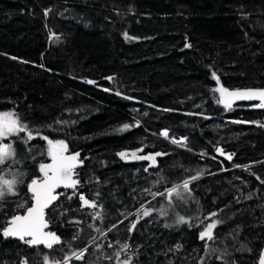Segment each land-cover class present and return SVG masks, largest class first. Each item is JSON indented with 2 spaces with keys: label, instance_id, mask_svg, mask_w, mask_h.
Listing matches in <instances>:
<instances>
[{
  "label": "trees",
  "instance_id": "1",
  "mask_svg": "<svg viewBox=\"0 0 264 264\" xmlns=\"http://www.w3.org/2000/svg\"><path fill=\"white\" fill-rule=\"evenodd\" d=\"M213 72L225 88L262 86L264 0H0V112L15 114L36 137L27 145L25 133L3 140L19 162L0 165V174L24 175L17 195L0 203V228L29 206L27 185L49 159L44 136L79 151V191L103 205L82 209L78 197H61L55 213L46 210L61 244L0 237V264L62 261L86 246L84 259L70 264H256L264 247V112L217 103ZM125 124L132 127L120 131ZM161 129L187 138L184 146ZM120 152L167 155L149 167ZM198 173L183 204L151 195ZM149 208L129 232L138 210ZM210 212L223 223L214 240H200ZM178 216L188 223L177 224Z\"/></svg>",
  "mask_w": 264,
  "mask_h": 264
},
{
  "label": "snow or ice",
  "instance_id": "2",
  "mask_svg": "<svg viewBox=\"0 0 264 264\" xmlns=\"http://www.w3.org/2000/svg\"><path fill=\"white\" fill-rule=\"evenodd\" d=\"M51 9L45 10V15H47ZM125 37L127 33H125ZM186 48L191 47L190 44H185ZM15 59V57H13ZM212 77L215 79L217 83V87L212 89L214 92L219 93V99L217 103L223 104L226 110L232 108V104L237 100H256L258 103L252 105L255 108L264 109V88H249V89H235L229 90L225 88L220 83V77L217 76L215 72L212 73ZM108 79H112L108 77ZM88 83H96L95 81H88ZM105 91H109V89H105ZM120 95V93H117ZM132 99L131 97H128ZM168 111V110H165ZM210 118V117H205ZM240 121H237L239 123ZM247 123V122H246ZM258 123V122H252ZM139 126V121L136 122V125ZM264 127V125H261ZM132 127V125H123L120 131H124ZM20 133H25V137L22 138V143L25 145L28 144L29 141L35 139L36 137L33 135V132L27 128V125L21 124V122L15 118V114L3 113L0 114V165L6 164L9 160H12L16 163L19 161L15 160V150L13 148L12 143H3L5 138L10 136L19 137ZM165 138L169 137V132L167 129L162 130L160 133ZM48 144L47 155L50 157V163H40L39 164V172L42 174L41 177H34L31 179L30 183H28L27 188L28 192L31 193L32 204L30 207H26L27 201L22 204H19L18 208H25L24 214H15L9 217L6 221L4 227L0 228V237L7 240L8 238L18 239L22 241L24 244L29 247L43 245L48 249H53L55 245L61 244V237L57 235L54 231H46L49 228L51 218H46V210H49L53 213L57 210V203L59 202L61 197L66 198L67 200H72L73 197H78L80 203V207L83 208H102L103 205L97 204L95 199L89 200L85 194L79 191V186L81 185L80 179L76 178L77 173L76 169L78 167H82L84 161L80 159V153H68V145L63 140L52 141L47 136L42 137ZM187 138L181 137L179 140L172 138V143L179 144L182 147L184 146V142ZM31 152V149H28ZM140 152L143 149L138 150ZM216 151L224 156L226 155L223 148H216ZM206 153H201V155H205ZM118 155L125 160L133 159V160H144L151 161L149 167L156 165V158L162 155H167V153H148L144 155H138L137 152H132L131 154L127 152H120ZM226 158L228 160H232V154H227ZM215 159V157H213ZM247 168L248 166H244ZM148 171L147 168L144 169ZM20 175H24L21 173ZM200 173L196 176H192L187 180H184L181 184L174 185L171 188L165 189V192H154L151 193L153 197L161 196L166 197L169 203L171 204L173 197H179L183 199L182 191L186 193H191L190 184L192 181L199 179ZM258 180L260 177H256ZM23 183L22 180H17L15 175H13L12 179L6 178L5 175L0 174V203L5 201V198L9 195H17L16 188L18 184ZM264 183V181H261ZM71 189V194L67 192H58L57 189ZM146 192H151L150 189H145ZM97 197L99 193L96 194ZM143 208V205H141ZM2 211V209H0ZM67 209L60 213V215H65L67 213ZM153 209L149 208L142 212V215L139 214L140 210H138V215L136 219L131 224V227L128 229L129 232L135 230L136 224L143 217H148L151 215ZM222 211V210H221ZM167 213L164 211H160V215L164 216ZM217 216L216 212H210L204 219L209 220L213 217ZM101 212L97 211L93 215V219H100ZM70 223L79 224V220L70 221ZM122 223V221H121ZM177 224L188 223V220L184 216L177 217ZM204 221H201L203 224ZM222 220L211 219V222L204 227V230L199 233L200 240H214V230L218 227V225L222 224ZM168 227L169 225H165ZM91 227V226H90ZM117 225H112V228L108 229V231H112V229L116 228ZM97 231H100L97 229ZM101 235H106V233L101 232ZM75 239V237H74ZM95 237L92 239V243L95 242ZM99 247V245H96ZM111 247V244L109 245ZM129 246L127 244L122 245L124 250H127ZM177 249L181 247V245L176 246ZM207 247V245H206ZM88 251L87 246L80 250L79 252L73 251L71 255H65L63 260H54L50 259L48 255L43 256V264H70V262L75 260H83L85 253ZM117 258L119 257V253L116 254ZM221 257H218L220 259ZM110 259V258H109ZM20 264H29L28 258L24 257L21 259ZM123 264H129V261H124ZM260 264H264V254L261 256Z\"/></svg>",
  "mask_w": 264,
  "mask_h": 264
},
{
  "label": "water",
  "instance_id": "3",
  "mask_svg": "<svg viewBox=\"0 0 264 264\" xmlns=\"http://www.w3.org/2000/svg\"><path fill=\"white\" fill-rule=\"evenodd\" d=\"M249 88H264V81H263L262 86H260V87H242V88H228V89H229V90H235V89H241V90H243V89H249ZM258 102H259V101H256V100H252V101H248V100H237V101H234L232 105L239 104V103H248V104H252V105H254V104L258 103ZM222 105H223V104H222ZM253 108H254V109H257V110H261V111L264 112V109H261V108H255V107H253ZM217 148H218V147H217ZM76 152H79V151H72V152H68L67 154H72V153H76ZM214 153H215L217 156H219L220 158H226V156H227V153H225L226 155H224V156L220 155V154L216 151V149H215V152H214ZM50 162H51V159H50V157H49V159H48L47 161L43 162V163H50ZM29 183H30V182H29ZM62 190H65V189H63V188H59V189H57L58 192H61ZM31 204H32V198H31V193H30V203H29V206H28V207H30ZM24 211H25V210H24ZM24 211H23L22 213H18V214L23 215V214H24ZM46 231H51V230L48 228V229H46ZM11 239H14V238H11ZM14 240H18V239H14ZM39 246H43V245H39ZM33 247H37V246H33ZM262 254H264V247H262V249H261L260 252H259V255H258V258H257V262H256V264H260V260H261V256H262Z\"/></svg>",
  "mask_w": 264,
  "mask_h": 264
},
{
  "label": "rangeland",
  "instance_id": "4",
  "mask_svg": "<svg viewBox=\"0 0 264 264\" xmlns=\"http://www.w3.org/2000/svg\"><path fill=\"white\" fill-rule=\"evenodd\" d=\"M3 113H5V112H0V114H3ZM14 175H15V178H16L17 180H21L22 176L20 175V173H16V174H14ZM6 178H8V179H12V178H13V175H12L10 178L6 176ZM18 186H19V184H18ZM18 186H17V187H18ZM182 196H183V194H182ZM183 201H184V196H183V199L174 196V197H173V201H172L171 203H174V204H176V206H177V204H183ZM207 224H208L207 222H204L203 224H201V226H202L201 231L204 230V227H206ZM201 231H200V232H201ZM123 262H124V261H122L121 264H123Z\"/></svg>",
  "mask_w": 264,
  "mask_h": 264
},
{
  "label": "built area",
  "instance_id": "5",
  "mask_svg": "<svg viewBox=\"0 0 264 264\" xmlns=\"http://www.w3.org/2000/svg\"><path fill=\"white\" fill-rule=\"evenodd\" d=\"M162 130H165V129H161L160 130V133L162 132ZM161 137L163 138V139H165V140H167L168 142H170V143H172V138H175V139H177V140H179L181 137H172V136H169L168 138H165V137H163L162 135H161Z\"/></svg>",
  "mask_w": 264,
  "mask_h": 264
}]
</instances>
